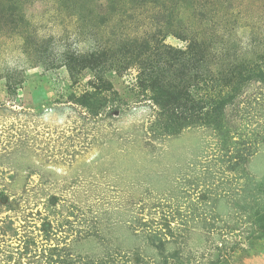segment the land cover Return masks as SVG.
I'll list each match as a JSON object with an SVG mask.
<instances>
[{"label":"rangeland","instance_id":"obj_1","mask_svg":"<svg viewBox=\"0 0 264 264\" xmlns=\"http://www.w3.org/2000/svg\"><path fill=\"white\" fill-rule=\"evenodd\" d=\"M164 35L253 60L264 0H0V264H264V85L164 134L135 86Z\"/></svg>","mask_w":264,"mask_h":264},{"label":"trees","instance_id":"obj_2","mask_svg":"<svg viewBox=\"0 0 264 264\" xmlns=\"http://www.w3.org/2000/svg\"><path fill=\"white\" fill-rule=\"evenodd\" d=\"M165 37L162 36L155 54L137 64L135 77L139 92L151 94L149 100L155 109L152 126L164 134H173L182 125L222 131L226 109L248 98L244 95L247 85L250 82L264 85V51L253 60L237 61L230 60L226 48L214 47L211 41L196 35L178 49L165 44ZM212 60L217 62L209 66ZM213 66L217 68L215 71ZM202 79H206L204 88L198 86ZM99 80L103 84L101 90L106 91L105 81L101 77ZM195 81L196 89L191 84ZM90 95L85 92L83 100L88 101L86 97ZM238 98L242 102H237Z\"/></svg>","mask_w":264,"mask_h":264}]
</instances>
